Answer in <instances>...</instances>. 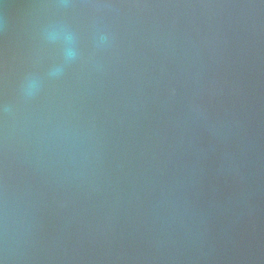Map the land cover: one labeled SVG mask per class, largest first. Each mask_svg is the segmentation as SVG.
<instances>
[{"label":"water","instance_id":"1","mask_svg":"<svg viewBox=\"0 0 264 264\" xmlns=\"http://www.w3.org/2000/svg\"><path fill=\"white\" fill-rule=\"evenodd\" d=\"M3 3L0 264H264V0Z\"/></svg>","mask_w":264,"mask_h":264},{"label":"clouds","instance_id":"2","mask_svg":"<svg viewBox=\"0 0 264 264\" xmlns=\"http://www.w3.org/2000/svg\"><path fill=\"white\" fill-rule=\"evenodd\" d=\"M0 4H3V9H4L3 15L0 16V29H3L6 31L7 25H8V9L13 7V5L5 4V3H3V0H0ZM55 6L56 7H70L71 5H69L67 3H63V4H59V5H55ZM27 7H48V5H29ZM57 27H63L65 29H67V25L61 24L59 22H49L41 28V36L46 35L50 30L57 28ZM76 59H77V53L75 51H69L65 55V64H71V63L75 62ZM63 73H64L63 67H59V68L54 69L50 73V76L52 78H58L61 75H63ZM35 94H36L35 90H24V89H22L21 98L25 102H29L32 99H34ZM2 112H3L5 117L8 116V114L10 112L9 104L5 103L3 105Z\"/></svg>","mask_w":264,"mask_h":264}]
</instances>
